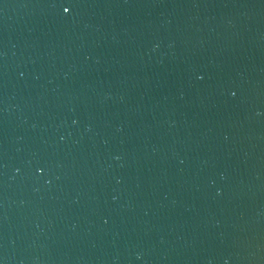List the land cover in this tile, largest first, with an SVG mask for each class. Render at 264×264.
Here are the masks:
<instances>
[{
	"label": "water",
	"instance_id": "95a60500",
	"mask_svg": "<svg viewBox=\"0 0 264 264\" xmlns=\"http://www.w3.org/2000/svg\"><path fill=\"white\" fill-rule=\"evenodd\" d=\"M0 264H264V0H0Z\"/></svg>",
	"mask_w": 264,
	"mask_h": 264
},
{
	"label": "snow or ice",
	"instance_id": "6c2138e0",
	"mask_svg": "<svg viewBox=\"0 0 264 264\" xmlns=\"http://www.w3.org/2000/svg\"><path fill=\"white\" fill-rule=\"evenodd\" d=\"M64 13L68 14L70 13V7H64L63 8Z\"/></svg>",
	"mask_w": 264,
	"mask_h": 264
}]
</instances>
